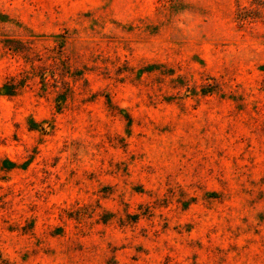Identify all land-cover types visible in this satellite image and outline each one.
Returning a JSON list of instances; mask_svg holds the SVG:
<instances>
[{"label": "rangeland", "instance_id": "rangeland-1", "mask_svg": "<svg viewBox=\"0 0 264 264\" xmlns=\"http://www.w3.org/2000/svg\"><path fill=\"white\" fill-rule=\"evenodd\" d=\"M0 264H264V0H0Z\"/></svg>", "mask_w": 264, "mask_h": 264}]
</instances>
